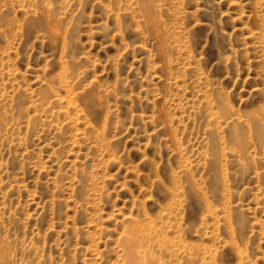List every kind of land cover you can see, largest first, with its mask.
Wrapping results in <instances>:
<instances>
[{
    "label": "rangeland",
    "instance_id": "obj_1",
    "mask_svg": "<svg viewBox=\"0 0 264 264\" xmlns=\"http://www.w3.org/2000/svg\"><path fill=\"white\" fill-rule=\"evenodd\" d=\"M0 264H264V0H0Z\"/></svg>",
    "mask_w": 264,
    "mask_h": 264
},
{
    "label": "bare ground",
    "instance_id": "obj_2",
    "mask_svg": "<svg viewBox=\"0 0 264 264\" xmlns=\"http://www.w3.org/2000/svg\"><path fill=\"white\" fill-rule=\"evenodd\" d=\"M136 233V232H135ZM133 239V238H132ZM129 245V244H128ZM135 246V245H134ZM132 250V247H130V245L127 247V251H130L131 252Z\"/></svg>",
    "mask_w": 264,
    "mask_h": 264
}]
</instances>
